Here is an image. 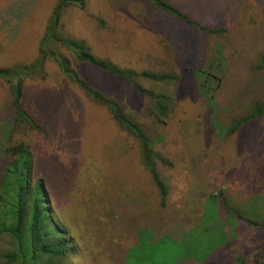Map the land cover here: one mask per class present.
Masks as SVG:
<instances>
[{
	"label": "rangeland",
	"instance_id": "rangeland-1",
	"mask_svg": "<svg viewBox=\"0 0 264 264\" xmlns=\"http://www.w3.org/2000/svg\"><path fill=\"white\" fill-rule=\"evenodd\" d=\"M83 1V9L64 10L60 37L84 41L93 55L136 78L76 64L61 43L49 49L92 89L118 102L169 162L156 160L165 206L139 144L51 59L23 84L21 105L41 124V134L13 122L8 87L0 81V176L5 149L26 144L74 242L73 264H125L143 230L165 246L179 245V259L187 257L181 264L256 257L264 248V114L226 132L264 102V0H162L204 28L224 29L218 34H202L145 0ZM54 5L0 0V68L37 58ZM143 72L174 79L152 81ZM135 84L168 97L164 119L153 117L150 99ZM219 192L242 218L222 208ZM11 249L10 237L0 235V254Z\"/></svg>",
	"mask_w": 264,
	"mask_h": 264
},
{
	"label": "trees",
	"instance_id": "trees-1",
	"mask_svg": "<svg viewBox=\"0 0 264 264\" xmlns=\"http://www.w3.org/2000/svg\"><path fill=\"white\" fill-rule=\"evenodd\" d=\"M161 11L172 15L184 25L202 34L223 33L222 28H204L189 15L181 13L175 7L162 0H145ZM68 6L83 9V0H55L45 30L38 42V56L30 64L0 68V81H3L10 94V107L13 111V122L21 123L30 129L43 133L44 129L33 114L21 105L23 99V84L25 80L36 75L46 61L53 60L61 74L73 84L85 97L103 105L110 113L114 122L125 130L139 144L142 163L151 175L159 195L160 205L165 206L167 195L166 186L156 170V160L169 165L153 149V144L141 129L126 116L118 102L92 89L81 79L70 64L55 51L50 50L51 43H61L70 53L74 63L85 64L114 76L134 80L136 73L117 67L112 62L96 57L82 40L63 39L60 37V19ZM142 76L148 80L165 82L172 78L169 75H157L143 72ZM135 89L148 97L151 102V113L156 119H164L168 112L169 99L163 93L144 89L135 84ZM264 114V102L254 103L245 117L231 122L227 134L235 133L242 126ZM6 165L0 176V235H8L12 249L0 254V264H73L72 258L77 256L74 242L70 238L65 226L58 220L56 211L51 207L50 195L45 191V180L36 175L34 153L24 143H16L5 149ZM222 208L237 218H242L232 210L223 197L218 193ZM246 220V219H245ZM251 225L256 222L246 220ZM144 235V237L142 236ZM140 242L127 251L125 264H181L179 259V245L165 242L143 230L140 232ZM182 253V252H181ZM164 255V256H163ZM233 264H264V248L256 257L246 260L236 257Z\"/></svg>",
	"mask_w": 264,
	"mask_h": 264
}]
</instances>
